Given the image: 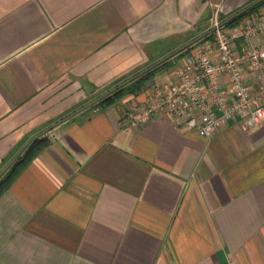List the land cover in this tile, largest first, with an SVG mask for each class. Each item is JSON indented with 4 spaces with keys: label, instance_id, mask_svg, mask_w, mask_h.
Wrapping results in <instances>:
<instances>
[{
    "label": "crops",
    "instance_id": "1",
    "mask_svg": "<svg viewBox=\"0 0 264 264\" xmlns=\"http://www.w3.org/2000/svg\"><path fill=\"white\" fill-rule=\"evenodd\" d=\"M251 2L0 0V170L203 33L216 5L225 18ZM151 86L36 137L0 189V264H264V125L133 127Z\"/></svg>",
    "mask_w": 264,
    "mask_h": 264
},
{
    "label": "built area",
    "instance_id": "2",
    "mask_svg": "<svg viewBox=\"0 0 264 264\" xmlns=\"http://www.w3.org/2000/svg\"><path fill=\"white\" fill-rule=\"evenodd\" d=\"M220 5L207 31L175 69L174 80L153 84L141 106H131L130 124L139 128L155 114L210 138L229 119L248 131L264 125V8L227 26Z\"/></svg>",
    "mask_w": 264,
    "mask_h": 264
},
{
    "label": "trees",
    "instance_id": "3",
    "mask_svg": "<svg viewBox=\"0 0 264 264\" xmlns=\"http://www.w3.org/2000/svg\"><path fill=\"white\" fill-rule=\"evenodd\" d=\"M254 1L255 0H253V2ZM262 7H264V0L260 1L259 3H257L256 5L251 7L250 9H248L246 12H244L241 15H239L235 19L229 21L225 25H227V26L233 25V24L237 23L240 19H242L244 16L252 14V13H254L256 11H259ZM219 17H220L221 22H223L228 16H226L225 18H221V16H219ZM206 31L207 30H205L203 32H206ZM210 36H211V34L208 33L207 35H205L203 38H201L198 41H201V40H203V39H205L207 37H210ZM194 44H192L191 46H189V47L185 48L184 50L178 52L177 54H175L174 56L168 58L167 60L163 61L162 63L158 64L157 66L153 67L152 69H150L146 73H144V74L132 79L131 81H129L125 85H123L121 87H118L117 89H115L111 93L107 94L106 96H104L103 98L98 100L96 103L91 105L90 107L108 105V104L113 103L114 101L118 100L119 98H121L122 96H124L126 94L136 93L139 90L143 89L145 84L154 76L155 72H157L159 69L168 68L174 58H177V57L181 56L187 49L191 48ZM118 83H116V84H118ZM116 84H114L113 86H115ZM39 141H41V139H39V138L34 139L22 151V153L11 164V166L1 175V177H0V189H2L4 187V185L7 182L8 178L10 177L12 172L14 171V168H15L16 164L19 161H21L24 158V156L27 154V152H29L35 146V144H37Z\"/></svg>",
    "mask_w": 264,
    "mask_h": 264
},
{
    "label": "water",
    "instance_id": "4",
    "mask_svg": "<svg viewBox=\"0 0 264 264\" xmlns=\"http://www.w3.org/2000/svg\"><path fill=\"white\" fill-rule=\"evenodd\" d=\"M262 0H255L254 2L250 3L249 5L245 6L244 8L236 11L235 13L231 14L230 16H228L222 23L226 24L229 21L235 19L236 17H238L239 15L243 14L244 12H246L248 9H250L251 7H253L254 5H256L257 3H259ZM209 33V31L203 32L199 35H197L196 37L192 38L191 40L185 42L184 44L180 45L179 47H177L176 49L170 51L169 53L165 54L164 56H162L161 58L157 59L156 61H154L153 63L149 64L148 66H146L145 68L139 70L138 72H136L135 74L129 76L128 78L122 80L121 82H119L118 84H116L115 86L107 89L106 91L102 92L99 96H97L96 98L92 99L91 101L87 102L86 104H84L83 106L77 108L76 110L72 111L71 113H69L68 115L64 116L63 118H61L60 120L52 123L50 126L46 127L45 129H43L41 132L35 134L34 136H32L31 138H29L16 152L15 154L8 160V162L1 168L0 170V177L1 175L11 166V164L17 159V157L21 154V152L23 151V149L31 142L33 141L36 137H38L40 134L50 130L53 126H55L56 124L60 123L61 121L71 117L72 115H74L77 112H80L81 110L93 105L94 103H96L98 100H100L101 98H103L104 96H106L107 94L111 93L112 91H114L115 89H117L118 87H121L123 85H125L126 83H128L129 81H131L132 79L146 73L147 71H149L150 69H152L153 67L157 66L158 64L162 63L163 61L167 60L168 58L174 56L175 54H177L178 52L184 50L185 48L191 46L192 44H194L195 42H197L198 40H200L201 38H203L205 35H207ZM153 85V80H149L145 86L149 87Z\"/></svg>",
    "mask_w": 264,
    "mask_h": 264
},
{
    "label": "rangeland",
    "instance_id": "5",
    "mask_svg": "<svg viewBox=\"0 0 264 264\" xmlns=\"http://www.w3.org/2000/svg\"><path fill=\"white\" fill-rule=\"evenodd\" d=\"M191 48L187 49L182 55L184 56L186 53H188L190 51ZM164 79L167 78V75L165 77H163ZM166 80V79H165Z\"/></svg>",
    "mask_w": 264,
    "mask_h": 264
}]
</instances>
